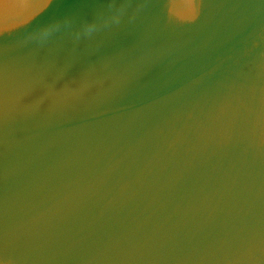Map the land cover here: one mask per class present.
I'll use <instances>...</instances> for the list:
<instances>
[{"label":"water","instance_id":"95a60500","mask_svg":"<svg viewBox=\"0 0 264 264\" xmlns=\"http://www.w3.org/2000/svg\"><path fill=\"white\" fill-rule=\"evenodd\" d=\"M0 264H264V0H0Z\"/></svg>","mask_w":264,"mask_h":264}]
</instances>
